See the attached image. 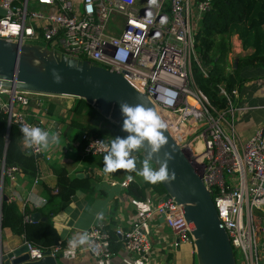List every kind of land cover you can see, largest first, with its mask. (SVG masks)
<instances>
[{"label": "built area", "instance_id": "built-area-1", "mask_svg": "<svg viewBox=\"0 0 264 264\" xmlns=\"http://www.w3.org/2000/svg\"><path fill=\"white\" fill-rule=\"evenodd\" d=\"M210 3V0H0V9L5 12L0 15V39L45 46L67 58L95 63L122 75L146 94L201 175L215 203L221 227L226 230L235 255H239L237 264H263L264 128L241 142L233 122L238 90L228 93L221 87L220 94L226 97L228 109L217 112L194 79L193 65L200 67L194 36ZM5 83L0 80V110L20 128L39 126L30 121L31 102L46 109L47 104L39 98L49 96L13 91ZM169 90L175 93L174 97L167 96ZM166 99L172 103H165ZM102 140L107 144L111 139L84 132L80 137L83 154L103 156L102 145L94 144ZM23 146L36 157L45 152L28 148L24 143ZM21 172L18 167H6L1 171L0 186L6 178L15 181ZM133 182L134 178L120 185L129 188ZM153 212L163 217L181 242L193 244V228L174 198L166 195ZM149 217L150 214L144 216L129 229L92 227L86 231L89 243L85 250L97 260L109 261L115 255L114 236L128 253L148 264L152 253ZM25 221L30 222L31 218L27 216ZM26 244L30 262L42 260L47 253L56 258L62 250L61 244L49 251ZM1 255L0 242V258Z\"/></svg>", "mask_w": 264, "mask_h": 264}, {"label": "crops", "instance_id": "crops-1", "mask_svg": "<svg viewBox=\"0 0 264 264\" xmlns=\"http://www.w3.org/2000/svg\"><path fill=\"white\" fill-rule=\"evenodd\" d=\"M247 53L249 52L243 51L238 36H234L232 52L229 55L230 63H237L238 58ZM241 76L246 83L241 88H236L238 96L234 100L236 110L233 122L239 139L241 142H246L264 128V69L244 68ZM43 100L47 104L46 109L39 107L36 102V106L29 111L30 118L50 135H55L57 142L50 144L41 157L39 173L36 177L38 183L35 184L36 178L31 182L21 172L15 181L7 179L5 186L3 184L2 187L5 190L4 197L9 202L15 203L23 215L31 211L32 215L39 213L41 219L47 220L45 216L52 213L51 209L54 210L50 220L60 236L62 246L61 252L56 257L57 263L142 264L135 255L128 253L123 245L109 261L93 258L85 250V245L77 247L71 254L66 253L68 241L92 227L103 225L110 229L117 226L129 229L150 214L148 223L151 229L152 253L151 262L148 264H198L194 245L181 242L166 226L163 217L153 212L156 205L166 196L160 190L158 183L144 182L135 176L134 172L129 173L125 170H118L105 176L102 172L103 156L83 154V145L80 138L77 139L79 132L74 130L72 124L76 118L73 112L75 101L67 106H61L53 100ZM62 103L65 104L64 101ZM50 104L54 107L51 112ZM106 125L99 123L102 129ZM21 145L25 150L23 138ZM133 155L139 168L143 158L135 152ZM54 166L65 168L71 179H89L91 191L79 190L66 202L59 198L50 200L43 186L49 188L56 186ZM127 175H132L134 178L131 185L144 188L143 200L136 199L130 193L131 185L129 188L121 187L120 184L126 180ZM98 213H103L101 219H97ZM32 215L28 217L31 218ZM0 242L5 251H12L26 243L23 237L12 234L9 229L0 230Z\"/></svg>", "mask_w": 264, "mask_h": 264}, {"label": "water", "instance_id": "water-1", "mask_svg": "<svg viewBox=\"0 0 264 264\" xmlns=\"http://www.w3.org/2000/svg\"><path fill=\"white\" fill-rule=\"evenodd\" d=\"M0 15H5L1 9ZM56 77H59L58 83L55 82ZM0 80L6 82V86L13 91L17 89L49 97L82 99L120 131L122 103L132 106L143 104L145 107L153 108L159 115L148 96L122 75L89 61L67 58L41 45L19 44L0 39ZM164 131L168 144L161 149L159 159H163L165 152L172 153L173 158L168 162L166 179L158 183L167 196L174 198L182 206L186 221L193 228V245L198 264H237L230 238L221 227L215 203L201 175L176 143L168 128ZM138 152L144 159L147 156V147ZM153 161L154 167H159L156 156L153 157ZM5 168L4 159L2 173ZM1 196L7 200L3 196L2 185ZM258 215L261 213L258 212ZM41 220L45 219H41L39 213L31 217L33 223ZM0 230H2L1 206ZM0 264L58 263L57 258L50 256L49 253L38 262H30L28 246L25 243L12 251L2 249Z\"/></svg>", "mask_w": 264, "mask_h": 264}, {"label": "trees", "instance_id": "trees-1", "mask_svg": "<svg viewBox=\"0 0 264 264\" xmlns=\"http://www.w3.org/2000/svg\"><path fill=\"white\" fill-rule=\"evenodd\" d=\"M210 1V9L204 14L194 36L195 52L200 67L194 64L193 74L197 87L208 98L210 105L217 112H224L228 109V104L226 97L220 94L221 87L232 93L234 89L241 88L246 83L241 76L244 68L264 69V0ZM234 36H238L243 51L249 52L238 58L237 66L235 62L232 64L229 61ZM35 106L36 102H31V109ZM49 106L51 112L54 108L53 104ZM73 112L76 114L72 123L73 128L77 133L79 132L77 139L84 132L101 139L125 136L112 122L103 118L96 109L82 99L75 98ZM30 121L33 122V119L30 118ZM99 123L107 125L102 129ZM20 129L15 123L9 124L8 114L0 110V177L5 159L7 168H20L32 182L38 176L41 157L31 155L23 149ZM135 153L140 154L138 151ZM53 171L57 178L56 186L54 188L43 186L50 200L59 198L66 202L79 190L91 191L89 179H71L68 171L62 167L54 166ZM6 181L7 178L4 179V186ZM158 185L162 193L166 194L163 187L159 183ZM3 191L5 194V190ZM130 193L139 200L145 197L144 188L135 185L130 186ZM0 206L3 230L9 229L12 234L23 237L26 242L44 251H49L60 244V236L50 220L53 209L50 211L52 213L45 216L47 220L36 223L26 222L25 216H31L33 212L27 211L23 215L15 203L2 199L1 186ZM120 247L121 242L113 236V251H118Z\"/></svg>", "mask_w": 264, "mask_h": 264}, {"label": "clouds", "instance_id": "clouds-1", "mask_svg": "<svg viewBox=\"0 0 264 264\" xmlns=\"http://www.w3.org/2000/svg\"><path fill=\"white\" fill-rule=\"evenodd\" d=\"M55 82H59V77H56ZM167 96L174 97L175 93L169 90ZM165 103L171 104L172 100L166 99ZM120 113L122 116L121 131L127 135L113 137L107 144H104L103 140L94 143L101 144L104 149L103 174L108 176L118 170H125L129 173L134 172L135 176L147 183L164 181L167 177L168 162L173 158L172 153L165 152L163 159H159L161 149L168 144V138L164 134V130L167 128L166 123L153 108L145 107L143 104L132 106L122 103L120 104ZM20 131L23 143L28 148L36 147L40 150H47L50 144L57 142L55 135H50L47 130H43L39 126H24ZM145 146L147 147V156L138 168L133 153ZM172 152H174V149H172ZM154 156L157 157L156 162H158L159 167H154ZM132 180L133 176L127 175L125 183ZM102 217L103 213L97 214V219ZM88 243L89 235L87 232H83L68 241V252L66 254H71L77 247Z\"/></svg>", "mask_w": 264, "mask_h": 264}, {"label": "rangeland", "instance_id": "rangeland-1", "mask_svg": "<svg viewBox=\"0 0 264 264\" xmlns=\"http://www.w3.org/2000/svg\"><path fill=\"white\" fill-rule=\"evenodd\" d=\"M199 27H200V24L198 25V28ZM110 33L113 34V29H110ZM194 68H195V66H194ZM39 99L53 100V101L57 102L59 105L61 104V106H67V105H69V103L75 101V98H69V97H67V98H65V97H58V98L57 97L56 98H54V97H46V98L43 97V98H39ZM63 101L66 105L62 103ZM228 119L231 120L230 117H228ZM236 256L239 259V255H236Z\"/></svg>", "mask_w": 264, "mask_h": 264}, {"label": "bare ground", "instance_id": "bare-ground-1", "mask_svg": "<svg viewBox=\"0 0 264 264\" xmlns=\"http://www.w3.org/2000/svg\"><path fill=\"white\" fill-rule=\"evenodd\" d=\"M66 98V97H65ZM191 124H194L195 125V121H193V119H191ZM199 125H196V127H198Z\"/></svg>", "mask_w": 264, "mask_h": 264}]
</instances>
